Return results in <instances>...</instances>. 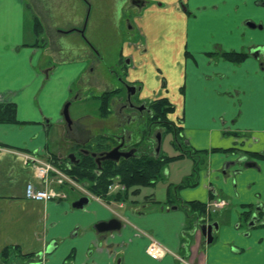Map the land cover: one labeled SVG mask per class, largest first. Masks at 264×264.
<instances>
[{"label":"crops","instance_id":"crops-1","mask_svg":"<svg viewBox=\"0 0 264 264\" xmlns=\"http://www.w3.org/2000/svg\"><path fill=\"white\" fill-rule=\"evenodd\" d=\"M91 1L0 0V109L13 105L16 111L15 122H0V264H35L38 255L42 264H179L180 255L193 264H264V246L250 256L233 249L245 242L234 225L247 204L264 202V161L249 158L258 168L235 175L242 164L234 163L224 173L238 154L226 150L264 153V57L250 53L264 46V0H126L121 8L132 28L122 31L120 15L117 30L127 34L120 60L129 58V81L141 88L142 99H168L187 151L208 154L168 164L154 186L95 195L87 186L82 192L52 183L58 199L27 196L31 183L46 187L27 157L63 158L71 151L63 104L101 61L80 32L64 33L84 27ZM35 18L43 25L40 37ZM91 23L86 35L97 48L99 21ZM65 35L71 40L62 41ZM232 52L247 56L241 62L224 57ZM107 85L93 96L95 113L83 107L73 117L76 134L91 137L90 143L106 126L100 97L119 88ZM167 139L172 152L165 156L180 155L184 148ZM84 196L90 203L74 208ZM217 198L229 206L212 216L220 229L204 245L193 222L200 207ZM112 219L122 222L120 230L95 229ZM153 240L168 250L161 260L148 254Z\"/></svg>","mask_w":264,"mask_h":264},{"label":"flooded vegetation","instance_id":"flooded-vegetation-1","mask_svg":"<svg viewBox=\"0 0 264 264\" xmlns=\"http://www.w3.org/2000/svg\"><path fill=\"white\" fill-rule=\"evenodd\" d=\"M126 0H120V12H122V5ZM90 4V2H87ZM132 5H141L143 2L140 0H131ZM120 16V15H119ZM89 13L85 20L84 27L82 29H73L69 31H64V33H72L73 31L80 32L89 45L95 49L93 45L90 44L87 37V29L92 30V23L89 28ZM38 19V18H37ZM39 20V19H38ZM40 22V21H39ZM130 24L131 20H127ZM41 23V22H40ZM42 25V24H41ZM43 27V25H42ZM132 28L130 24L129 29ZM63 41V40H62ZM64 44V42H63ZM99 56V55H98ZM124 64L125 70V79L121 78V85H123L127 92L123 93L122 88H118L112 91L105 92L102 96L107 94H112L111 99H109L104 105L107 107L106 113L102 112L101 108V117L106 122V126H102L95 136H92V143L88 139H80L76 134L74 129L75 121L70 116V106L72 102H68L65 105L68 106L69 119L67 120L64 114L65 107L63 108L62 117L64 120L65 133L69 136V141H72L71 154L68 157L58 158L49 157V159H44L38 154H35L42 160H47L60 172L72 180L73 183L65 182L64 186H83L89 187V183H78L75 181L69 174L72 170L78 167L86 159L93 158L96 165L95 173L101 175L106 167V164L113 163L117 166H121L127 161H139V162H148L152 159L154 160H164L166 157H177L181 156L182 159L185 156L194 157L198 154H208V152H192L191 150L187 151L186 142H182V130L178 127L177 124L172 122L170 115L173 113H166L165 115L158 112L156 103L159 100H167L166 98H157V99H142L141 88H138L136 84H133L129 81V75L131 68L129 67L130 61L127 58L125 61H120ZM101 96V97H102ZM100 97V98H101ZM77 100H80L79 96L76 97ZM102 106V103H101ZM114 106V107H112ZM174 107V106H173ZM175 108V107H174ZM113 114V115H111ZM83 119V116L79 118ZM79 120V121H80ZM143 126V128H142ZM171 135L172 139L170 142L171 146H176L184 148L183 152L177 156H165L162 154L164 142L167 137ZM88 141V143H86ZM117 149V153L114 155L119 157L118 160L103 159L106 155ZM215 151V150H213ZM227 152L234 151L237 152V162H228L224 168V173H226L227 167L233 165L234 163L242 164L240 169L234 171L233 174L239 175L243 173L247 168H258L257 164L249 158L258 159L264 161V153L261 152H244L242 150H226ZM178 159V160H180ZM177 161V160H176ZM174 162V161H173ZM172 163V162H171ZM170 164V163H169ZM168 165V164H167ZM166 165V166H167ZM166 166L163 169V176L165 175ZM120 181L121 186L124 189H128L124 183H122L120 176H117L113 181ZM160 181V180H159ZM158 183L154 182V185ZM151 185V186H154ZM184 185V186H183ZM182 187H185L183 184ZM110 186V185H109ZM149 187V186H145ZM219 204L216 206L215 204ZM186 205V204H185ZM184 205V206H185ZM193 206V205H191ZM229 206L227 200L217 198L210 200L206 205L200 207L201 212L196 215L193 222V230L195 234L201 233L199 230L202 226L208 231V228H211L213 241L209 242L208 235L204 237V245H210L215 241V232H219L220 224L217 221L212 220V216ZM187 209H191L189 205L186 206ZM195 208V207H194ZM234 227L236 230H241V238L245 240L243 245L240 247H234L233 249L244 253L246 256H250L256 246H264V202H259L258 204H247L246 209L242 216V221L237 222ZM260 233L255 239V232ZM262 232V233H261ZM203 235V234H202ZM179 264H193L189 258L180 255Z\"/></svg>","mask_w":264,"mask_h":264},{"label":"rangeland","instance_id":"rangeland-1","mask_svg":"<svg viewBox=\"0 0 264 264\" xmlns=\"http://www.w3.org/2000/svg\"><path fill=\"white\" fill-rule=\"evenodd\" d=\"M69 6H71V4H66L67 8ZM88 6L89 28L91 22L95 21L96 19H98L99 21V27L95 31V38L98 41L97 44L99 47L95 48L94 52L99 55L101 61H99L95 72H91L92 68H89L90 72L88 73V76L83 79L81 83L78 82L76 85L73 86L71 100L66 101L63 104L64 108L65 105L68 104V102H72L69 110L72 119L79 108L85 107L88 109L89 112L95 113L98 106V102L93 98V96L101 94L103 89L106 90L108 87V83H113L116 86L122 88L123 93L125 94L127 92V89L123 85H121V78L125 79V70L124 64L120 62V49H122L121 43L123 40V35H127L124 33H127V29L131 24H129L127 20H132V17L126 15V13L123 11L120 12V6L118 3H115V0H92L90 4H88ZM119 15L123 16L121 29L124 33L122 32V37L119 34V31L117 30ZM91 26L93 28V25ZM57 40L60 39L57 38ZM62 40L70 41L71 37L65 35ZM56 44L58 45L59 43ZM95 80H97V82L91 85L90 82ZM99 85L101 87L100 89ZM77 96H79V98L87 97V99L83 100L80 98V100H77ZM167 140L168 139H166L164 142L162 152V154L164 155L170 154L172 152L168 149L169 145ZM69 154H71V151H69L68 149L64 150V157H68Z\"/></svg>","mask_w":264,"mask_h":264},{"label":"trees","instance_id":"trees-1","mask_svg":"<svg viewBox=\"0 0 264 264\" xmlns=\"http://www.w3.org/2000/svg\"><path fill=\"white\" fill-rule=\"evenodd\" d=\"M35 29L38 37L43 34V27L39 20L35 18ZM245 53H225L224 57L233 61L241 62L246 58ZM112 94H107L102 96L100 99L102 101V112L106 113L107 107L104 105L109 99H111ZM158 112L162 114L172 113L175 108L167 100H159L156 103ZM15 107L13 105H3L0 109V122H15ZM177 157H166L162 160H154L148 162L139 161H127L121 166H117L113 163L106 164L105 170L101 175L95 173L96 165L94 159H86L78 167L69 172L70 176L78 183H89L90 191L95 195H104L108 192V187L112 183L113 179L120 176L122 183L128 189L133 187H145L154 185L163 178L164 167L178 159ZM7 251V250H6ZM9 253V250L6 252Z\"/></svg>","mask_w":264,"mask_h":264},{"label":"built area","instance_id":"built-area-1","mask_svg":"<svg viewBox=\"0 0 264 264\" xmlns=\"http://www.w3.org/2000/svg\"><path fill=\"white\" fill-rule=\"evenodd\" d=\"M26 163H30L34 166L37 175L41 179L42 183L45 184L44 188H37L34 184H29L27 188V196L34 200H56L60 195L55 189L56 187H51L50 184L55 183L58 185H63L65 182L73 183L70 178L58 172L56 168L47 160H42L38 156L27 157ZM53 186V185H52ZM124 189L121 183L117 180L113 181L109 186V191H122ZM82 191H85L81 188ZM218 206L219 204H215ZM148 254L154 260H161L168 252L167 248L163 246L157 240H153L148 247ZM178 260L180 259L179 256ZM38 260L37 258L35 259ZM40 260V259H39ZM38 262V261H37ZM38 262L37 264H42Z\"/></svg>","mask_w":264,"mask_h":264},{"label":"water","instance_id":"water-1","mask_svg":"<svg viewBox=\"0 0 264 264\" xmlns=\"http://www.w3.org/2000/svg\"><path fill=\"white\" fill-rule=\"evenodd\" d=\"M248 25H250L251 27H256L255 24H251L249 23ZM252 54V56L256 59H259L261 56L264 57V46H258L256 48H253L250 52ZM64 114L66 119H69V111H68V106L65 107L64 110ZM117 149L109 152L105 158L103 159H112V160H118L119 157L114 156L117 153ZM90 203V198L87 196H84L82 198H80L78 201H76L73 204V207L76 209H83L86 205H88ZM122 228V222L119 221L118 219H112L108 222H101L99 224H97L95 226V229L100 232V233H107V232H113V231H118ZM201 233L203 234L204 237H206L208 235L209 237V242L211 243L213 241L212 238V231L211 228H208V231L205 229L204 226H202L200 229ZM52 250V247L49 248V252Z\"/></svg>","mask_w":264,"mask_h":264}]
</instances>
